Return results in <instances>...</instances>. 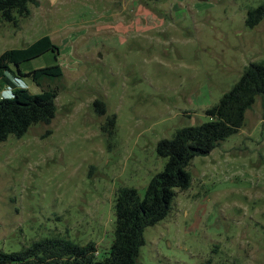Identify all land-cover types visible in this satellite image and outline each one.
<instances>
[{
	"label": "rangeland",
	"instance_id": "1",
	"mask_svg": "<svg viewBox=\"0 0 264 264\" xmlns=\"http://www.w3.org/2000/svg\"><path fill=\"white\" fill-rule=\"evenodd\" d=\"M35 1L17 26L0 17V55L48 36L58 56L49 51L19 69L58 64L63 75L43 83L59 90L51 123L0 142V252L57 236L104 253L117 191L142 196L163 170L157 143L209 121L206 110L249 63L264 62V19L245 25L264 0ZM10 70L1 96L41 92ZM111 116L109 135L101 128ZM189 172V188L145 229L138 264H264V100Z\"/></svg>",
	"mask_w": 264,
	"mask_h": 264
},
{
	"label": "trees",
	"instance_id": "2",
	"mask_svg": "<svg viewBox=\"0 0 264 264\" xmlns=\"http://www.w3.org/2000/svg\"><path fill=\"white\" fill-rule=\"evenodd\" d=\"M29 5L37 7L38 3L35 0H0V17L4 22L17 26L19 19L30 16ZM263 19L264 3L247 12L245 25L253 29ZM49 51L56 56L59 54L58 47L44 36L25 48L7 50L0 55V80L6 81V73H10V67L14 66L18 71L15 76L30 78L32 83L42 88L37 94L17 88L8 97L0 95V142L11 135L21 138L31 127L49 125L54 119L59 90L44 89L43 83L47 81L45 79L61 78V67L53 64L27 73L19 69L22 63ZM256 98L264 100V62L249 63L234 86L215 106L206 110L209 121L178 129L171 139L157 143V155L167 159L163 170L149 180L142 196L134 188L122 187L117 191L113 204V240L104 253H98L93 242L78 245L64 237L54 236L32 242L17 252H0V264H138L145 229L167 216L176 191L189 188L192 159L208 156L221 142L238 133L244 125L246 111ZM93 106L98 115L106 113L103 102L96 100ZM114 124L115 117L111 116L101 129L110 135Z\"/></svg>",
	"mask_w": 264,
	"mask_h": 264
}]
</instances>
